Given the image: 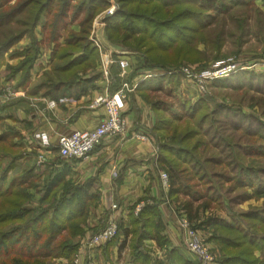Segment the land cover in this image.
Segmentation results:
<instances>
[{"label": "trees", "instance_id": "16d2710c", "mask_svg": "<svg viewBox=\"0 0 264 264\" xmlns=\"http://www.w3.org/2000/svg\"><path fill=\"white\" fill-rule=\"evenodd\" d=\"M202 2L203 9L214 15L226 14L241 6L256 8V0ZM119 3L120 10L107 21L109 38L112 42L120 39L127 48L143 50L146 66L148 64L150 69L179 64L184 57V60H191L194 57L189 50L199 55L196 49L189 47L190 37H196L184 30L199 34L197 28L192 29L186 22L192 20L197 26L201 20L198 12L190 11L191 7L183 8L181 4L186 2L178 1L171 6L162 0H119ZM102 6L99 0H0V56L24 57L19 65L10 68V77L22 74L18 87H28L31 70L45 43L52 45L53 55L48 71L52 76L42 84L43 96L56 101L68 94L86 93V85L101 76L95 70L99 54L88 40L91 23L88 13L101 11ZM203 17L209 18V15L202 14ZM76 24L81 26L79 32L72 29ZM40 26L44 32L41 42L36 36ZM26 37L31 39L28 48L24 51L13 49ZM60 38H63V45ZM174 56H177L175 60ZM87 74H90L89 80L84 79ZM179 77L166 72L140 85V89L147 91L144 98L159 117L160 125L158 123L154 131L165 130L163 138L169 139L159 144L161 155L158 158L160 169L168 174V197L186 212L193 228L214 227L210 241L220 246V264H264V168L245 165L249 158L264 156L263 121L227 106L218 105L210 114L199 113L198 104L182 101H178L172 116L166 117L164 99L156 100L150 94L161 92L171 79ZM201 102L208 106L205 99ZM8 108L1 107L0 112ZM225 110L232 111L236 123L223 127V132L220 129L218 133L215 124ZM17 134L15 128L5 125L0 115V154L5 152L10 156L7 168L0 170L3 171L0 178V264L11 260L12 256L22 264H42L53 257L72 258L78 245H73L70 239L81 234L86 218L84 205L78 200L67 211L72 199H67L63 193L59 197L51 196L53 186L47 185L40 204L31 206L32 197L21 180L16 178L6 183L8 171L17 167L23 157L13 142ZM85 187H75L73 192H86ZM181 198H185V203ZM250 200H261L262 205L250 206L247 210L239 208ZM222 209L234 213L232 222L222 223L216 217L200 219L201 213L213 215ZM149 210L154 213L152 219L146 218ZM156 214L153 206L145 204L137 215L142 228H148L146 234L140 236L141 241L152 235L161 244L163 227ZM134 234L135 231L132 237ZM255 251L260 252L261 257H257ZM138 253L144 256L143 251ZM132 256L134 261L138 258L137 254Z\"/></svg>", "mask_w": 264, "mask_h": 264}, {"label": "crops", "instance_id": "0c3cea01", "mask_svg": "<svg viewBox=\"0 0 264 264\" xmlns=\"http://www.w3.org/2000/svg\"><path fill=\"white\" fill-rule=\"evenodd\" d=\"M27 44L25 38L15 48L24 49ZM117 55L120 71H132L133 57L130 58L123 52ZM14 60L7 59L8 65H13ZM41 63L42 61L35 63L30 78L38 72ZM163 74L159 69L135 74L134 82L132 79L133 91L129 94L123 111L128 134L104 139L88 158L80 160H65L59 156V138L76 131L95 129L106 117V110L103 106L92 107L94 100L99 96L112 95L118 88L107 85L100 73L98 79L86 85V93L80 96L68 94L55 101L42 93L27 94L26 89L11 82L23 95L2 106H10L6 109L11 111L10 114L5 111L0 112V115L6 126L13 127L18 132L13 142L28 154H23L17 163L21 165V169L15 166L8 171L6 183L9 184L16 178L21 180L32 197L31 206L38 205L37 200L44 198L47 185L53 186L51 196L59 197L63 193L67 199H72L67 211L78 200L82 201L86 212L85 223L81 225V234L73 235V239H70L73 245H78L75 256L80 257V264L93 259L94 254L95 257L97 254L103 255L106 264H198L197 257L185 244V233L179 225V204L170 201L169 188L164 186L161 178L163 171L157 163V145L151 131L156 123V115L153 107L142 98V94L147 91L140 89L143 81ZM7 75L6 78H9L10 71ZM89 75L84 79L89 80ZM4 82L0 77V89L5 85ZM51 101L56 103L54 108L50 107ZM40 132L46 133L50 142L45 150L46 160L43 163H38L35 156L43 151L38 146L39 141L34 138ZM139 135L146 138L141 140L137 137ZM31 184L33 186L29 188ZM75 187H85L86 192H73ZM66 190L69 192L66 193ZM141 203L153 206L156 215L160 217L163 227L160 232L161 244L152 235L140 240V236L146 234L148 229L142 228L135 214L136 206ZM146 215V218H154L152 210L147 211ZM109 221L117 222L119 234L98 249L85 247L84 242L94 232L103 229ZM123 244L130 256L128 258L126 254V262L120 260ZM138 251H143L144 256ZM132 254L138 255L135 261ZM65 259L72 260L73 257H59L57 261L64 264Z\"/></svg>", "mask_w": 264, "mask_h": 264}, {"label": "rangeland", "instance_id": "374dc122", "mask_svg": "<svg viewBox=\"0 0 264 264\" xmlns=\"http://www.w3.org/2000/svg\"><path fill=\"white\" fill-rule=\"evenodd\" d=\"M102 3L101 11L97 13L91 12L88 13L90 17V26L89 29V42L93 45V47L97 50L99 54V59L96 63V72L101 73L102 60L109 58L113 61V65L111 67L110 73L111 75V86L116 88L122 87L124 84H128L131 93L133 91L132 79L135 74L145 70H154L150 69L148 64L146 66L145 57H143L142 52L138 50H133L127 48L123 42L119 40V42H112L109 38V34L107 32L108 27V19L113 17L120 10L119 0H99ZM167 3L169 6L172 4L183 1V8L191 7L190 11H195V13H199V19L201 20L200 24H195V22L188 21V23L192 29H198L199 34L196 32H189L184 30V32L190 36H195L196 38H191L190 36V48L196 49L199 52V55L193 51L189 50V53L192 57L191 60H184V58H180L179 64H173L170 67L166 68H158L165 75L166 72L169 74H173L174 70L180 69L182 67H187L190 71L200 72L204 68L215 67L220 60L229 59L231 62H240V63H253L257 62L254 68L250 69H240L236 71L230 76L226 78H222L216 81H210L204 83L202 78L195 74V77L185 78L183 75L178 74L180 77L177 79H171L169 84H166V87L161 92L151 93V97L160 100L164 99V107L167 109L166 117L172 116L171 112L177 109L178 101L182 102H190L191 104H198L197 111L199 113L210 114L211 110L215 107L219 106H227L232 110L239 109L244 111L245 113H249L254 115L263 121L264 124V0H256V8L253 7H245L241 6V8L231 11L226 14L216 13L215 15L211 11H205L203 9L204 4L203 0H162ZM196 8V9H195ZM192 11V12H193ZM202 14L209 15V18L203 17ZM82 15V19H83ZM213 17L214 20H211ZM195 18V17H193ZM81 19V18H80ZM78 21V20H77ZM76 21V22H77ZM72 29L76 32L81 30V26L78 24L73 25ZM36 36L38 41H44V32L42 27H38L36 29ZM174 37V35H173ZM25 39V38H24ZM23 39V40H24ZM28 41L27 47L24 49H19L17 51H24L29 47L31 43V39L26 37ZM63 45V38L59 40ZM18 45V44H17ZM16 45V46H17ZM15 46V47H16ZM13 48L16 50V48ZM12 49V51H13ZM188 48H184L186 50ZM124 53L129 56L131 59H134V64L132 65L133 70L130 72H121L120 71V63L117 60V53ZM52 55H53V47L52 45L43 44V47L40 51L38 61H42L41 66H39L38 72L35 73L33 78L29 79L27 94H35V93H43L42 84L46 83L47 79L52 76L48 71L52 67ZM24 57L18 56L16 58L11 59L7 55L0 56V77L4 79V84L16 83L17 86L20 83L22 74H17L15 76H11L6 78L7 72L10 71L11 67H16L19 65ZM177 56H174L172 59L175 60ZM8 60H14L13 65H8ZM193 61V62H192ZM36 62V63H37ZM111 62V61H110ZM195 62V63H194ZM262 63V64H261ZM15 64V65H14ZM215 65V66H214ZM131 67V68H132ZM148 67V68H147ZM173 67V68H172ZM177 67V68H175ZM252 70L253 72H250ZM171 71V72H169ZM6 73V74H5ZM8 76V75H7ZM134 82V79H133ZM204 83V84H203ZM198 84V85H197ZM204 85V87H203ZM5 86V85H4ZM4 86L0 89V96L3 94ZM204 90V91H202ZM168 91V94L166 93ZM170 94V95H169ZM142 94V98H144ZM262 96V97H261ZM145 99V98H144ZM202 99L207 101L208 106L201 105ZM146 100V99H145ZM201 100V101H200ZM13 101V100H12ZM147 101V100H146ZM10 103V102H9ZM18 105V104H15ZM152 106L151 103H149ZM172 106V108L168 109L167 107ZM2 107V106H1ZM10 107V106H9ZM9 109V108H8ZM6 111V110H5ZM4 111V112H5ZM7 113H11V111H6ZM156 123L153 127L152 135L157 145L158 158L161 155L159 151L160 143H167L169 141L168 138L164 139L163 136L166 134L165 130H161L159 132H155V127L158 125L159 117L156 114ZM220 115L219 122L215 127V130L218 133L223 132V127H227V125H234L235 119L232 117V111H226L222 115ZM161 119V118H160ZM6 124V123H5ZM7 125V124H6ZM160 125V123H159ZM4 127V126H3ZM5 128V127H4ZM166 128V127H165ZM167 129V128H166ZM221 129V130H220ZM227 133H230L231 130H226ZM18 153L24 154L26 156V150L19 149ZM38 154L36 153V160L38 159ZM0 163L2 169L7 168L9 164L10 156L9 154L2 152L0 154ZM158 163V160H157ZM246 166L256 168H264V156L261 158H249L247 162H245ZM159 166V164H158ZM21 165L17 166V169H21ZM17 172H20L16 170ZM3 171H0V178L2 176ZM15 173V171H13ZM163 173H166L163 171ZM167 174V173H166ZM168 176V174H167ZM169 184V182H168ZM169 188V186H168ZM183 197V196H182ZM182 203H185V198H181ZM39 199L36 204L39 205ZM171 202H174L170 200ZM178 204V203H177ZM262 205V201L250 200L246 203L242 204L239 208L247 210L250 206L260 207ZM33 206V205H32ZM44 206H47L46 204ZM137 207V206H136ZM179 208V207H178ZM179 210V225L181 227V219L186 218V212L180 208ZM139 214V213H138ZM233 212L229 209H222L219 212H206L200 214V219H205L207 217H216L220 219L222 223H229L234 220ZM212 215V216H211ZM216 221V220H215ZM213 221V222H215ZM218 221V220H217ZM190 222V221H189ZM221 225V223H218ZM231 225V224H228ZM193 227V226H192ZM102 230V229H101ZM201 234L206 238L209 243L212 252L215 254L216 263L220 264V246L217 243H213L210 241V237L214 234V227L205 225L198 229ZM184 232V230L182 229ZM100 231H96L93 234H97ZM70 237V236H68ZM67 237V238H68ZM92 238L89 237V239ZM87 239L86 241H88ZM86 241L84 243H86ZM100 247V246H99ZM97 247V249L99 248ZM102 253V252H101ZM257 257H261V253L258 251L254 252ZM129 256V251L124 248L121 250L120 260L127 261V257ZM102 255V254H101ZM77 256V255H76ZM72 260L65 259L64 264H73L75 257ZM89 256V255H88ZM87 256V257H88ZM86 257V258H87ZM11 260H4L1 264H22L19 259H14V256L10 257ZM59 257L50 258L48 260L43 261L42 264H61L60 261H57ZM64 259V258H63ZM104 257L99 256L98 254L94 258L89 260L94 262L95 264H106L104 261ZM55 260V261H54ZM68 260V261H67ZM86 260V263L89 262ZM85 263V264H86ZM63 264V263H62Z\"/></svg>", "mask_w": 264, "mask_h": 264}, {"label": "built area", "instance_id": "2783aa9c", "mask_svg": "<svg viewBox=\"0 0 264 264\" xmlns=\"http://www.w3.org/2000/svg\"><path fill=\"white\" fill-rule=\"evenodd\" d=\"M111 61V62H110ZM258 64L256 61L253 63H240L231 62L229 59L220 60L215 67L204 68L200 72L190 71L187 67L174 70L173 74H181L186 79L195 77L197 74L202 78L204 83L210 81H216L227 76L232 75L240 69H252ZM113 61L107 58L102 60L101 73L106 81L107 85L111 84V67ZM250 72H253L250 70ZM203 83V84H204ZM198 85V84H197ZM204 87V85H203ZM204 91V90H202ZM131 90L128 84H124L122 87L112 95L99 96L92 104V107L103 106L106 110V117L100 122V124L92 130L76 131L70 135L61 136L58 140V153L59 156L65 160H80L88 158L95 148L102 143L106 138H117L128 134V124L123 116L125 104L128 100ZM23 95L21 91L15 88L12 84H5L3 94L0 96V107L8 102L19 98ZM56 103L50 102V107L54 108ZM139 139L144 140L146 137L139 135ZM34 138L39 141V148L43 150L38 154V163H43L46 160L45 150L50 146L49 138L46 133H36ZM163 184L168 187V176L166 173L161 175ZM144 205L138 204L135 214L141 212ZM181 229L185 233L186 247L197 257L198 264H215L216 257L212 252V249L207 242L206 238L201 232L192 227L189 220L186 218L181 219ZM119 233V226L116 221H109L107 225L100 230L97 234H93L92 238L86 241L85 247L97 248L101 245L113 240ZM91 259H88V261ZM73 264H80V257L77 255L73 261ZM86 264H95L89 261Z\"/></svg>", "mask_w": 264, "mask_h": 264}]
</instances>
